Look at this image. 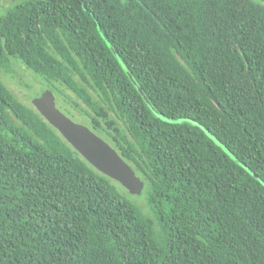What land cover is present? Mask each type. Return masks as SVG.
Instances as JSON below:
<instances>
[{
  "label": "trees",
  "instance_id": "trees-1",
  "mask_svg": "<svg viewBox=\"0 0 264 264\" xmlns=\"http://www.w3.org/2000/svg\"><path fill=\"white\" fill-rule=\"evenodd\" d=\"M12 59L118 152L140 194L8 86ZM0 264H264V2L2 6Z\"/></svg>",
  "mask_w": 264,
  "mask_h": 264
},
{
  "label": "water",
  "instance_id": "water-1",
  "mask_svg": "<svg viewBox=\"0 0 264 264\" xmlns=\"http://www.w3.org/2000/svg\"><path fill=\"white\" fill-rule=\"evenodd\" d=\"M261 1L264 2V0ZM137 89L159 117L168 119L152 108L140 87ZM31 103L71 146L98 171L119 182L130 194L138 195L142 192L144 183L132 167L107 141L98 136L87 125L74 121L61 111L56 106L54 93L50 89L45 88L39 95L31 99Z\"/></svg>",
  "mask_w": 264,
  "mask_h": 264
},
{
  "label": "rangeland",
  "instance_id": "rangeland-1",
  "mask_svg": "<svg viewBox=\"0 0 264 264\" xmlns=\"http://www.w3.org/2000/svg\"><path fill=\"white\" fill-rule=\"evenodd\" d=\"M15 2L23 0H12ZM11 0H0V10L2 6H7ZM3 10V9H2ZM12 71L2 75L4 81L8 86L17 94L25 99V101H31V99L39 95L46 87L44 83H40L39 79L35 78V75L25 68L21 63L12 59L11 65ZM33 75V76H32ZM137 196L139 200L144 198Z\"/></svg>",
  "mask_w": 264,
  "mask_h": 264
}]
</instances>
